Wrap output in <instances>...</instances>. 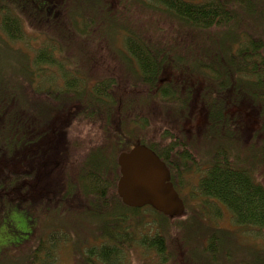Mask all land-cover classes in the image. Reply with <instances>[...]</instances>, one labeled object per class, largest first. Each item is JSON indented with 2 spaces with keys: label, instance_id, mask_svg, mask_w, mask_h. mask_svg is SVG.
Listing matches in <instances>:
<instances>
[{
  "label": "trees",
  "instance_id": "16d2710c",
  "mask_svg": "<svg viewBox=\"0 0 264 264\" xmlns=\"http://www.w3.org/2000/svg\"><path fill=\"white\" fill-rule=\"evenodd\" d=\"M104 1L91 0L90 7L82 10L76 7L80 0H0V48L23 54L18 71L1 74L8 86L0 89L4 112L0 115V228L6 224L19 235L17 241L4 242L5 251L25 241L31 244L19 253V261L3 262L0 248V264H54L62 241L68 239H63L62 231L72 234L68 243L74 250L83 251L77 264H119L131 248L151 250L165 262V233L171 219L150 206L127 207L115 191L117 156L136 143L150 147L165 161L177 192L186 177L193 178L189 192L216 203L215 214H228L233 228L225 229H232L231 235L215 227L209 231L200 220L206 216L202 211L190 213L186 208L177 217L187 216L185 224L195 221L194 228L202 223L204 251H216L220 236L228 240L232 236L236 243L242 236L238 231L246 230L244 236L253 235V243L261 247L238 246L264 259V0ZM124 1L132 9L137 3L148 13L156 10L164 18L160 22H175L178 28L159 29L157 35L152 28V34L143 37L131 29L123 32L126 25L108 9L117 3L124 14L128 8ZM246 14L253 19L246 22ZM151 19L147 14L146 21ZM111 25L114 32L120 30L119 42L113 40ZM29 29L43 40L31 53L15 47L29 40ZM53 29L72 36L71 47L61 48ZM206 42L213 46L209 60L192 51L200 46L202 52L201 44ZM113 58L124 66L123 73H118ZM110 71L115 75L108 78ZM52 77H58L57 83ZM80 123L97 130L100 140L87 147L82 162H76L70 159L75 143L68 145L64 135L72 124ZM158 124L165 129L159 136L161 146L140 132L146 127L155 132ZM199 145L208 147L203 165L195 150ZM245 151L252 153L250 161ZM6 161L12 169L8 171L18 172L19 178L6 177ZM73 165H80L79 176L58 178V168L65 171ZM39 174L44 175L40 189L32 191ZM107 179L112 182L110 192L100 186ZM81 186L85 191L92 186L94 190L87 192L104 204L100 227L92 222L93 232L86 230L84 242L68 224L73 217L80 222L72 211ZM59 187H64L60 197ZM25 201L35 209L41 207L42 215L53 214L47 228L44 222L34 229L33 220L18 225L11 218V206L22 209ZM78 209L85 210L82 204ZM81 222L78 228L83 230L87 222ZM177 222L175 226L183 223ZM25 234L35 238L22 241Z\"/></svg>",
  "mask_w": 264,
  "mask_h": 264
},
{
  "label": "rangeland",
  "instance_id": "374dc122",
  "mask_svg": "<svg viewBox=\"0 0 264 264\" xmlns=\"http://www.w3.org/2000/svg\"><path fill=\"white\" fill-rule=\"evenodd\" d=\"M104 1V0H103ZM90 2L91 0H80V3L76 4L77 8H80L82 10H85L84 8H88L90 7ZM104 2H107V0H105ZM125 4L128 6L129 5V1H124ZM117 5V3L115 4V6ZM114 8H112V6L108 9L109 11L111 10L114 13L115 19L117 20L119 18V20L122 22V24L126 25V29L123 30V32H127L128 29L134 30L136 31L140 36H148L151 35L153 32L152 28H155V33H153V35H157L159 33L160 30L165 31V32H172V29L174 28H178V24L175 22H170L169 25L166 24L165 22H160L161 19L164 18H160L159 16H161L162 14H158V12L156 10L152 11L151 13H148L147 9H142L140 7L137 6V3L135 4V8H127V11L122 14L124 12V10H120V5L116 6ZM65 8H70V5H65ZM134 12L133 14H131V18H130V12ZM147 14L152 16L151 22L148 23L146 21V17ZM251 14H246L244 16L246 20V22H249L251 19L250 18ZM256 21H260L258 19H255ZM113 28V25L110 26V30ZM160 29V30H159ZM186 30V29H185ZM35 31L34 29H29L28 32L29 33V40L28 41H19V43L15 44L16 46H20L23 50L28 51L31 53V51H34L36 48L39 49L42 45V39H38L35 38L34 35L32 34V32ZM38 31V29H37ZM120 30H116V32H114V30L112 29L111 34L113 35V40H116L119 42V39H117V34ZM177 31V29H176ZM52 33L59 39V44L61 46V48L64 47H71L69 44L72 42L73 37L68 35L66 33H61L56 31L55 29L52 30ZM126 34V33H125ZM171 44V43H170ZM204 48V50L201 52L200 46H196L195 49H193L192 51L194 53H197L196 55L198 56V53H202L203 55L200 56H204L205 59L209 60L210 59V55H212L211 49H213V46L208 45L207 42L204 44H201ZM170 47L172 45H169ZM188 47V46H187ZM180 47L177 46V49L179 50ZM214 48L216 49L217 46L214 44ZM199 49V50H198ZM21 53H24V51H21ZM110 53L111 54H115V52L113 50H111L110 48ZM22 55L20 53H12L10 52L9 49H5L0 48V89L3 90V88L5 89L8 86V82L7 80L4 79V77L1 76V74H5V75H10L12 71L14 70H19L20 67V63L22 62ZM199 57V56H198ZM100 58V57H98ZM102 59V57H101ZM113 61L115 60L114 58L112 59ZM83 61H81L80 63H82ZM12 63H17L16 66H14ZM116 68L118 73H123L124 70V66L119 64L116 60ZM79 68L81 67L78 66ZM79 68H77L78 70H80ZM68 70V69H65ZM63 71V70H62ZM51 72V71H49ZM115 75L113 71H110L108 73V78H110V76ZM54 81H56L57 83V79L58 77H52ZM10 85V84H9ZM55 88L57 89V86L55 85ZM61 92V91H59ZM113 93V91H112ZM14 98L18 99L19 98V94L17 93L16 95H14ZM3 109L2 107H0V115H3ZM162 122V121H161ZM160 122V123H161ZM156 124V123H155ZM152 126V124L150 125ZM160 124H158L156 126L155 132L153 131L152 128L146 127L144 130L140 131L141 135L145 136L147 139L149 138H153L154 140H152L154 143L153 144H159L161 146V143H163V140H159L160 139V134H162V132L165 129H160ZM66 134L64 136H66V138L69 140L68 145L71 142H74L75 144L73 146H71L72 148V152H71V157L70 159L72 161L76 160V162H82L84 157L87 155L89 149L87 148L88 146L93 147V143L98 142L100 140V135L97 132V130H95L93 127L85 125V123H80V124H72L70 127H68V129H66ZM171 133H173V135L175 136H179L178 132L175 131H171ZM98 140V141H97ZM199 141V140H198ZM210 142V141H209ZM209 142H207V144L210 146ZM91 143V144H90ZM90 144V145H88ZM199 149L195 148L198 154V161H201L202 165L206 162V158H203V154L205 152H207V148L208 147H201L199 145ZM210 148V147H209ZM258 149L254 150V154H255V158L258 157L259 158V153H258ZM245 154H247L246 156H252V153L249 151H245ZM249 158V157H248ZM251 158H249L250 161ZM257 159V158H256ZM258 160V159H257ZM256 161V160H255ZM70 162V161H67ZM7 161L4 164L5 167V172L4 174L6 175V177L9 179H17L19 178V173L16 171H8V170H12V169H8L6 167ZM61 166H64V162L60 163ZM80 165L79 168L76 167L75 165H73L72 169H66L61 170L60 168L57 169V171H61L60 176L58 178H62L65 179V177H73L76 178L77 176H79L80 172ZM1 176V175H0ZM51 176V175H50ZM194 176H196V174H194ZM44 175L42 176L41 174H39V177L37 178V183L34 187H32V191H38L40 189V183L43 181ZM106 178V177H105ZM187 179L184 180L181 185L180 190H178L179 195H183L184 196V201L187 202V205H185V209H188V212H193L195 210H199L202 211L204 213H206L204 217H201V222L205 223L207 225V228H209V231H215L213 229H211L212 227L216 228L218 231L221 230V232L224 235H231V231H233L232 229L230 231L226 230V227H230V220H229V216L228 214H215L213 210H217L218 209V205L216 203H214L212 200L206 199L203 200L202 197H196L195 195L191 194L189 192V187L188 185H190L192 182L194 183L195 180L193 178H189L186 177ZM194 180V181H193ZM51 181V180H50ZM189 181V184H188ZM111 185L112 182L110 180L107 179V181H103L102 183H100V186L105 187V191L107 190V192L111 191ZM66 186V184H65ZM86 188H84V186L79 187L78 191H77V195H74V208L72 211V215L73 216H78L80 219L79 221L75 220V217L71 218L68 220V224H72L73 227L75 228H71V231L73 232H78L80 233V238L81 241L84 242V238L86 237V232L88 231L89 234L91 235L93 232V223L95 222H99L98 227H100L101 223L100 221H102V218L104 216V214L101 216V209L104 207L103 204V200L101 198H96L94 197V193L93 192H87V191H92L94 190L92 188V186H89V190L85 191ZM64 192V187H59L58 189V194L60 197V193ZM43 194L46 195V193L43 191ZM62 194V193H61ZM62 199V198H60ZM112 202V200L108 203V205ZM80 204H82V206L84 207L85 210H79V206ZM17 205H12L11 208L13 207L14 210H10L9 209V215L11 216V218L14 219V221L18 224V225H23L25 223H31V220L35 221L36 223H34L33 227L34 229L37 228L39 226V222L42 223L44 222L46 225V228L50 225V223L52 222V217L53 214L50 213V215L47 214H41L42 212V208L38 207L37 209H35L33 207V205L29 202V201H25L23 203V205L21 206L22 209L16 207ZM60 206V205H59ZM112 206V205H110ZM53 208H55V206L53 205ZM221 208L219 207V210ZM94 210V211H93ZM224 216H228V218L224 219ZM64 218V217H63ZM153 216H150L149 219H152ZM177 218V217H176ZM187 216H183L181 218H177V219H173L170 218L171 221L169 222L170 224V229L167 231L166 230V244H167V249H166V253L163 255L165 257V262H160L159 258L155 256V253L151 250L147 251L144 249H130L129 251H126V254L124 256V259L119 263V264H183L185 262V264H252L251 261L253 260H257V264H263L264 259L261 256L260 259L257 258V255H252L249 253L247 247H254L257 248L256 250H259L261 245L258 243L254 244L253 241L256 237H254L253 235L250 236H244L246 230H239L238 231V235H242L240 236L239 239H235L237 240V244L234 242L232 236L231 239H225L226 236H220V240H219V244L216 248V251L214 250L213 252L211 251H204L203 250V245H201L202 240H204V238H202V232H203V226L202 223H196L195 228L192 227V225H195V221L189 222L188 224H185V220H186ZM85 219L87 224L85 226H83V230L84 232H82V227L78 228L79 226H81L82 222L81 220ZM178 221L177 223L179 225L175 226V221ZM93 222V223H92ZM169 226V225H168ZM232 227V226H231ZM86 228V229H85ZM233 228V227H232ZM33 229V230H34ZM224 229V230H222ZM32 230V231H33ZM87 230V231H86ZM32 233V232H31ZM30 233V234H31ZM63 235V239L68 238L63 242V247H60V250H57L56 252V258L54 260V264H77L79 261H81L80 257L83 254V251H80V249H76L74 250L73 247L70 245L71 242L70 241V237H72V234L68 235L67 232L62 231ZM249 234V233H246ZM18 234H14L11 232L10 228L6 225L3 224L2 227L0 228V248L3 250V254L5 253V255L3 256V262H5L6 260L8 261V259L15 260L17 259L18 261L20 260L19 257V253L22 251V249H26L27 247H30L31 244H25L22 243V245L20 247H17L15 249H9L8 251L6 250L7 246H4V242L7 240H11V241H17L19 238ZM254 237V239H253ZM12 238V239H11ZM35 238V236L30 235L28 237V235H22L21 236V240H33ZM261 241V240H260ZM238 245H246L247 247H240ZM264 247V245H262ZM262 247V248H263ZM181 248H183L184 250H181ZM58 249V248H57ZM85 249V248H84ZM255 250V249H254ZM1 252V251H0ZM30 253V251H28V254ZM22 261V260H21ZM261 261V263H260ZM1 262V261H0ZM53 264V263H52ZM254 264V263H253Z\"/></svg>",
  "mask_w": 264,
  "mask_h": 264
},
{
  "label": "water",
  "instance_id": "95a60500",
  "mask_svg": "<svg viewBox=\"0 0 264 264\" xmlns=\"http://www.w3.org/2000/svg\"><path fill=\"white\" fill-rule=\"evenodd\" d=\"M116 193L131 208L150 206L169 218L183 215L185 204L165 162L150 147L136 143L117 156Z\"/></svg>",
  "mask_w": 264,
  "mask_h": 264
},
{
  "label": "flooded vegetation",
  "instance_id": "af4514ba",
  "mask_svg": "<svg viewBox=\"0 0 264 264\" xmlns=\"http://www.w3.org/2000/svg\"><path fill=\"white\" fill-rule=\"evenodd\" d=\"M128 150H129V149H128ZM128 150H127V151H128ZM116 161H117V160H116ZM163 161H164V160H163ZM164 162H165V161H164ZM165 164H166V163H165ZM167 167H168V166H167ZM118 176H119V167H118ZM115 186H116V185H115ZM115 191H116V189H115Z\"/></svg>",
  "mask_w": 264,
  "mask_h": 264
}]
</instances>
